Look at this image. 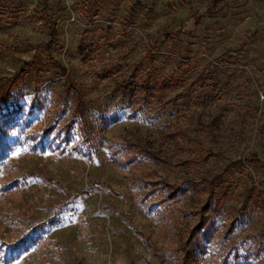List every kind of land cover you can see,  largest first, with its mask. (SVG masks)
<instances>
[{
	"label": "rangeland",
	"instance_id": "obj_1",
	"mask_svg": "<svg viewBox=\"0 0 264 264\" xmlns=\"http://www.w3.org/2000/svg\"><path fill=\"white\" fill-rule=\"evenodd\" d=\"M6 93L0 264H264V0H0Z\"/></svg>",
	"mask_w": 264,
	"mask_h": 264
},
{
	"label": "trees",
	"instance_id": "obj_2",
	"mask_svg": "<svg viewBox=\"0 0 264 264\" xmlns=\"http://www.w3.org/2000/svg\"><path fill=\"white\" fill-rule=\"evenodd\" d=\"M8 94L6 93L0 98V108L2 107V104H6L8 102V98L10 97V95H8ZM4 114H7V113L5 112ZM11 120H12V118L5 119L4 122L0 123V163L3 162V160L6 158L7 154L9 152H11L13 150V147H14L13 143L10 140H8L6 137L7 136V133H6L7 132V125L9 124V121H11ZM70 128H71V126H70ZM67 129H69V125H68ZM65 141L70 142V137L68 134L65 137ZM253 160H255L256 163H258V164L261 163L260 159L256 155H255V158ZM57 222H58V218L53 217L52 219L41 224V226H39L38 228H43V226H45L47 224H56ZM201 230H202V227L198 228L196 231H194V235L196 236L199 232H201ZM203 234L205 235L206 233L203 232ZM37 240H38V237H36L35 235H30L18 243L9 244V246H10L9 254L12 255L13 258L15 256L19 257L23 252L29 250L32 245L37 243ZM187 244L189 246L193 245V246H199V247L202 246L203 247L202 243H200L199 240H196V243H195L193 237L189 238ZM187 254H188V257H190L189 251H187Z\"/></svg>",
	"mask_w": 264,
	"mask_h": 264
}]
</instances>
